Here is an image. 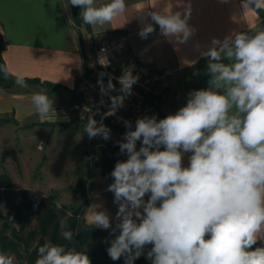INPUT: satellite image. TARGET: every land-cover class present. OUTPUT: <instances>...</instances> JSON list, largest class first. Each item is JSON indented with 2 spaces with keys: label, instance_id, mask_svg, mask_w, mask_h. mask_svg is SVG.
Instances as JSON below:
<instances>
[{
  "label": "clouds",
  "instance_id": "clouds-1",
  "mask_svg": "<svg viewBox=\"0 0 264 264\" xmlns=\"http://www.w3.org/2000/svg\"><path fill=\"white\" fill-rule=\"evenodd\" d=\"M67 4L79 7L90 26L111 23L127 12L126 0ZM243 4L259 8L264 0ZM190 14V5L183 14L171 6L151 11L154 23H145L138 34L146 39L158 25L162 36L186 43L195 31L188 24ZM201 56L208 58V88L191 91L186 105L163 119L138 118L134 129L125 121L128 130L118 143L127 159L116 162L107 188L118 206L115 226L98 208L90 218L93 227L111 228L114 238L107 252L113 261L124 257L125 264H134L150 245L151 264H264V247H254L264 241V29L213 38ZM99 63L107 66V58ZM99 75L102 96L116 90L111 77L105 85V73ZM118 79L120 94L110 96L106 115L123 107L138 77L125 71ZM17 83L26 86L23 79ZM31 99L38 115L55 113L48 94L34 93ZM83 131L90 139L110 138V129L94 115ZM60 228L62 238L72 242L74 232L64 221ZM0 264H16L15 255L0 251ZM35 264L91 260L86 251L45 242Z\"/></svg>",
  "mask_w": 264,
  "mask_h": 264
},
{
  "label": "crops",
  "instance_id": "crops-1",
  "mask_svg": "<svg viewBox=\"0 0 264 264\" xmlns=\"http://www.w3.org/2000/svg\"><path fill=\"white\" fill-rule=\"evenodd\" d=\"M109 0H96L97 5ZM242 0H126L124 16L103 26H90L82 31L84 53L71 17L67 0H0V35L3 39L0 69L23 80H39L62 88L52 90L39 84L24 82L10 89L0 86V124L16 123L32 126L48 119L68 118L65 106L55 98L58 93L75 94L78 75L86 63L85 42L99 43L125 34L129 51L149 67L172 72L173 83L163 104V118L186 105L193 90L209 87L208 58L202 57L213 38L223 40L233 32L264 29V18L253 8H244ZM190 5L188 24L195 31L179 44L160 34L159 26L146 39L139 36L145 23H154L151 11H180ZM264 10V4L260 6ZM87 39V40H86ZM86 40V41H85ZM198 73V74H194ZM43 92L54 101L55 113L37 114L32 103L34 93ZM12 120L11 123H8ZM52 122V121H51ZM15 126V124H14ZM190 153L184 155L187 166ZM256 247H264L258 241Z\"/></svg>",
  "mask_w": 264,
  "mask_h": 264
},
{
  "label": "rangeland",
  "instance_id": "rangeland-1",
  "mask_svg": "<svg viewBox=\"0 0 264 264\" xmlns=\"http://www.w3.org/2000/svg\"><path fill=\"white\" fill-rule=\"evenodd\" d=\"M82 33L84 40L87 35L84 31ZM86 42L89 63L97 43ZM55 98L66 107L68 118L48 119L52 122L32 126H19L12 120L8 122H12L11 124H0L2 191L9 193L11 207H20V192L41 197L40 204L33 206L36 215L27 216L29 223L26 229L20 231L21 224L11 222L14 210L9 218V225L20 231L22 238L30 245V252L34 254L40 241L66 246L68 241L61 236V221L66 223L68 230L76 226L79 231L82 225H91V214L98 208L107 211L112 223H115L118 206L114 203V194L107 188L113 182L110 173L116 162L127 159L126 155L107 146L110 142H123L124 137L118 131L110 134L108 140L100 136L90 139L83 131L85 125L79 120L76 109L79 101L77 92L66 95L58 93ZM0 122L3 120L0 119ZM6 178L12 183L8 184ZM5 206V203L0 205V212L8 217L9 212ZM48 212L52 213L53 220L47 232H44L42 221ZM3 224L4 220H1L0 230L3 229ZM96 228L106 233L105 229ZM6 234L16 240L10 227L6 229ZM18 243L20 248L16 251H5L2 247L0 251L14 254L16 264H30L29 260L32 258L28 256L23 240ZM103 245L108 246L107 241ZM37 255L38 252L31 264H35Z\"/></svg>",
  "mask_w": 264,
  "mask_h": 264
},
{
  "label": "built area",
  "instance_id": "built-area-1",
  "mask_svg": "<svg viewBox=\"0 0 264 264\" xmlns=\"http://www.w3.org/2000/svg\"><path fill=\"white\" fill-rule=\"evenodd\" d=\"M101 57H106L108 64L99 63ZM125 71H131L138 77L132 87V94L124 100L123 107L114 115H106L110 107V96L119 95V77ZM100 73H105L103 82L107 85L109 77L115 85V91L101 95L98 79ZM173 83L172 72L147 66L129 51L128 36L121 34L96 44L92 61L84 64L78 75L76 92L79 101L76 105L79 120L85 125L89 115L102 122L110 129V134L119 132L123 137L128 130L125 121H130L132 128L138 118L155 116L163 119V104L168 97ZM140 142L137 143V149Z\"/></svg>",
  "mask_w": 264,
  "mask_h": 264
},
{
  "label": "trees",
  "instance_id": "trees-1",
  "mask_svg": "<svg viewBox=\"0 0 264 264\" xmlns=\"http://www.w3.org/2000/svg\"><path fill=\"white\" fill-rule=\"evenodd\" d=\"M245 1V0H242ZM71 6V5H70ZM255 11L259 13V15L264 18V10L262 8H253ZM80 8L71 6V17L73 24L76 28L80 44L82 46V51L84 53V40H83V33L82 29H84L86 32H90L91 27L90 25H85L82 21V18L80 17ZM3 39L0 35V62H2L1 58V52L3 50ZM85 59L86 56L84 55ZM18 78H15L11 76L8 73H5L3 70L0 69V86L4 89H10L17 83ZM24 82L34 83L42 85L43 87L57 90L62 88L61 86L48 83V82H40L39 80H23ZM107 146L120 154L119 149V143H113L110 142L107 144ZM126 155V154H124ZM6 181L8 184H11L9 178H6ZM1 183H3V180H0V205L6 204L5 208L8 210V217H5L0 212V221L4 220V224L2 225L3 229L0 230V247H2L5 251H16L20 248V244L18 243L19 240H23L24 246L26 248V252L28 253V256H31L32 260L35 254H37V250L40 246L44 244L43 241H40L34 252H30V245L29 243L22 238L20 231L26 229L27 224L29 223L27 220V216H33L36 215V211L34 212L33 206H36L40 204L41 197L35 196L34 194L27 193V192H20L19 200L21 201L20 207H11V197L8 192L2 191ZM14 210L15 214L12 218V223H20V231L15 230L12 225H9V218L11 217V211ZM46 218L42 221L43 230L44 232H47L49 224L53 220V216L51 212H48L45 214ZM26 221H24V220ZM24 221V222H23ZM23 223V224H22ZM115 226V223L113 224ZM1 227V226H0ZM9 227L13 230V237L16 238L14 240L13 238L7 236L6 229H9ZM71 231L74 232V240L72 242H67L66 247H75L78 251H86V254L89 256L91 260V264H125L124 257H121L119 260L113 261L107 252L108 247H110V242L114 238V236L111 234V228L106 230V233L102 232L100 229L93 227L92 225H82L80 230L78 231L76 226H73ZM107 234V235H106ZM107 241V245H103V242ZM150 245L145 248L144 254L141 255L138 259L134 261V264H151V261L147 258V251L150 249ZM256 247V245L254 246ZM32 260L30 261V264L32 263Z\"/></svg>",
  "mask_w": 264,
  "mask_h": 264
}]
</instances>
